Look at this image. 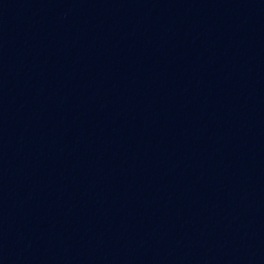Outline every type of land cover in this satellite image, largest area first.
Instances as JSON below:
<instances>
[{
  "label": "water",
  "instance_id": "1",
  "mask_svg": "<svg viewBox=\"0 0 264 264\" xmlns=\"http://www.w3.org/2000/svg\"><path fill=\"white\" fill-rule=\"evenodd\" d=\"M0 264H264V0H0Z\"/></svg>",
  "mask_w": 264,
  "mask_h": 264
}]
</instances>
